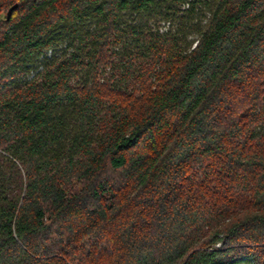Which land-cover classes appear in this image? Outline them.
<instances>
[{"label":"trees","instance_id":"16d2710c","mask_svg":"<svg viewBox=\"0 0 264 264\" xmlns=\"http://www.w3.org/2000/svg\"><path fill=\"white\" fill-rule=\"evenodd\" d=\"M0 264H264V0H0Z\"/></svg>","mask_w":264,"mask_h":264},{"label":"water","instance_id":"95a60500","mask_svg":"<svg viewBox=\"0 0 264 264\" xmlns=\"http://www.w3.org/2000/svg\"><path fill=\"white\" fill-rule=\"evenodd\" d=\"M15 6H16V4H13V5H11V6L7 9V11H6V18L9 17V15H10L12 9H13Z\"/></svg>","mask_w":264,"mask_h":264}]
</instances>
